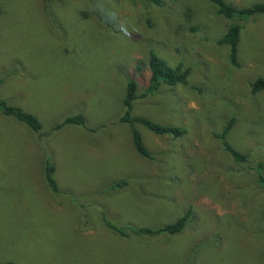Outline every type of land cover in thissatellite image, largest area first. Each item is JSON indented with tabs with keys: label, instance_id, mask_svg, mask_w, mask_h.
Here are the masks:
<instances>
[{
	"label": "rangeland",
	"instance_id": "1",
	"mask_svg": "<svg viewBox=\"0 0 264 264\" xmlns=\"http://www.w3.org/2000/svg\"><path fill=\"white\" fill-rule=\"evenodd\" d=\"M232 24L238 67L219 44ZM151 51L189 69L188 84L144 96ZM261 78L264 14L228 20L208 0H0V99L37 116L43 135L38 143L0 112V264H264V92L252 91ZM130 80L133 117L187 134L120 122ZM79 114L85 127L55 130ZM133 128L155 160L136 152ZM46 153L59 193L45 179ZM121 180L129 184L106 191ZM103 213L152 229L189 218L178 235L122 239Z\"/></svg>",
	"mask_w": 264,
	"mask_h": 264
},
{
	"label": "trees",
	"instance_id": "2",
	"mask_svg": "<svg viewBox=\"0 0 264 264\" xmlns=\"http://www.w3.org/2000/svg\"><path fill=\"white\" fill-rule=\"evenodd\" d=\"M49 5L53 0H45ZM157 5H161L163 0H150ZM213 5L217 7V12L220 16L232 20L238 18L241 21H246L253 16L264 14V3L257 4L252 7L238 9L233 5L227 3L225 0H208ZM52 15V13H51ZM241 37V27L238 24H232L228 28L226 35L219 41L220 45H226L229 48V59L233 66H239L238 60V46ZM149 67L151 71L150 82L148 84L147 92L144 96L153 95L159 90L163 85L167 86H176L178 84L187 85L188 77L190 70L184 69L183 66L179 65L178 67H171L161 60L157 54L153 51L149 54ZM2 82V80H0ZM253 93L264 92V78L257 79L252 84ZM138 95V84L134 80H130L127 84V93L124 100V105L126 107V113L120 118V122L128 123L134 126L135 124H141L146 127L152 133L158 136H171L173 138H180L187 134V130L181 127H170L157 124L151 120L139 117H133L132 111L134 110L135 101L139 99ZM0 112L6 117H12L17 121L26 124L32 131L41 134L42 125L40 120L33 114L28 113L21 109L20 107L12 106L7 101L0 99ZM235 124V119L233 118L230 123L227 125L222 138L226 139L230 130ZM67 125H77L85 127L86 119L82 114L76 116L66 117L60 124L55 127V130L62 129ZM42 134L38 137V143ZM132 139L133 145L137 153L142 157L150 160H155L154 156L147 149L141 134L135 129H132ZM224 148L229 152L233 159L237 163H243L246 161V157L237 151H235L226 141H224ZM46 160L45 164V179L48 184V187L54 193H59L58 183L54 177L55 166L50 161V156ZM257 174L259 177V182L264 191V165L258 163ZM129 184L127 180H121L118 183L110 186L108 190L124 188ZM103 221L106 228L110 229L122 239H131L132 237L137 238H155L162 234L168 235H178L180 234L187 226V221L189 214H186L180 217L175 223L164 226L158 229L152 228H137L135 226H118L113 224L108 220V217L105 213L102 214ZM5 264H15L12 262Z\"/></svg>",
	"mask_w": 264,
	"mask_h": 264
},
{
	"label": "crops",
	"instance_id": "3",
	"mask_svg": "<svg viewBox=\"0 0 264 264\" xmlns=\"http://www.w3.org/2000/svg\"><path fill=\"white\" fill-rule=\"evenodd\" d=\"M37 115V114H36ZM37 117V116H36ZM38 118V117H37ZM99 148V147H98ZM93 149H96V148H93ZM98 150H100V149H98ZM46 155H49V153H46ZM56 169V168H55Z\"/></svg>",
	"mask_w": 264,
	"mask_h": 264
}]
</instances>
